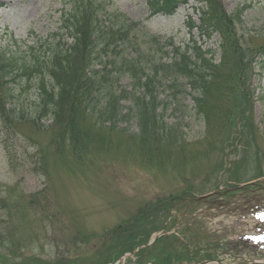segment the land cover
Returning <instances> with one entry per match:
<instances>
[{"label": "rangeland", "instance_id": "obj_1", "mask_svg": "<svg viewBox=\"0 0 264 264\" xmlns=\"http://www.w3.org/2000/svg\"><path fill=\"white\" fill-rule=\"evenodd\" d=\"M82 1L140 23L138 40L132 42L144 64L164 62L174 46L188 52L193 45L211 49L216 62L221 55L217 34L206 40L197 28L188 32V16L198 24L194 3L164 16L150 15L147 0H0V55L5 58L0 63V261L153 264L149 254L158 255L165 243L166 251L203 256L175 264L264 263V229L256 228L252 217L239 216L264 198V0H218L224 14L236 20L235 36L244 39L242 56L249 57L246 48L263 51L261 63L256 57L251 65L246 98L228 111H243L253 135L236 140L239 129L233 126L221 142L222 126L212 123L214 107L196 103L183 84L164 86L154 128L142 131L133 121L81 124L85 156L73 162L67 153L52 150L51 121L34 110L40 83L52 87L38 62L50 61L47 49L55 45H73L61 20ZM170 42L173 47L164 46ZM124 56L136 55L126 48ZM117 64L105 71H115ZM116 88L129 91L131 79L121 77ZM33 117L40 121L33 124ZM243 187L250 188L246 194ZM233 193L249 198L243 209L216 207ZM159 233L168 238L147 245ZM125 246L132 249L114 257Z\"/></svg>", "mask_w": 264, "mask_h": 264}, {"label": "trees", "instance_id": "obj_2", "mask_svg": "<svg viewBox=\"0 0 264 264\" xmlns=\"http://www.w3.org/2000/svg\"><path fill=\"white\" fill-rule=\"evenodd\" d=\"M190 3L195 4L193 11L197 14L198 24L188 16V32L191 33L197 28L200 37L206 40L216 34L220 37L221 55L217 62L211 49L202 50L201 47L193 45L188 52V48L181 49L170 42L164 46L174 47L167 50L164 62H153L150 59L144 64L133 43L138 40L140 23L122 15L111 16L103 8H98L93 1L78 3L68 18L63 20L62 17L61 27L68 28L69 35L74 40L73 45L65 49L58 45L52 50L47 49L48 53L52 52V59L48 62H38L40 56L33 57L38 64L45 65V70L52 79L50 88L48 84L40 83L38 110L35 109L34 114L38 111L47 113L53 130L49 141L53 151L67 153L74 159L73 162L83 159L85 132L80 128L81 124L85 128L86 124L94 126L92 123L95 122L129 124L133 121L142 131L152 124L151 129L154 128L158 117H161L157 101L159 91L164 86L176 88L182 84L183 91H189L186 94L192 95L196 103L200 101L205 106L214 107L215 118L212 123L222 126L221 142H226L225 136L233 126L236 130L239 129L233 136L236 140L239 136L244 138L254 134L255 129L252 126L247 128V117L243 111H228L234 109L235 104L241 102L240 99L246 98L243 91L250 85L251 65L254 60L257 62L256 57L260 58L257 63H261L263 51L246 48L249 57L245 53L242 56L244 39L235 36L233 28L236 20L224 14L218 0H147V7L150 15L160 13L172 16L179 5L189 6ZM151 38L154 42L157 40L153 36ZM126 48L132 49L136 56L125 57ZM2 61L5 62V58L0 55V63ZM117 63L120 67L115 71H105L109 64L115 67ZM97 66L101 68L97 69ZM124 76L131 79L129 91L116 88L117 81ZM7 95L12 97V94ZM201 110L205 119H208L206 108L202 106ZM34 119L38 118L33 117L32 122ZM226 119L230 120L229 125L223 123ZM164 239L167 237H159L155 245ZM161 244L164 248L158 255L149 252L155 259L153 264H173L182 261V258L190 260L195 257L188 253L182 255L178 250L166 251V244ZM131 249L129 246L121 247L114 257ZM0 264H3L2 261Z\"/></svg>", "mask_w": 264, "mask_h": 264}]
</instances>
